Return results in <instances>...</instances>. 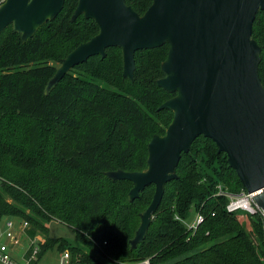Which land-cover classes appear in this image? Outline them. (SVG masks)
<instances>
[{
    "label": "trees",
    "instance_id": "obj_1",
    "mask_svg": "<svg viewBox=\"0 0 264 264\" xmlns=\"http://www.w3.org/2000/svg\"><path fill=\"white\" fill-rule=\"evenodd\" d=\"M77 1L64 0L26 42L11 25L0 33V215L26 221L31 238L42 235L40 257L56 247L72 264H264V216L243 219L225 209L217 186L234 194L244 188L226 154L203 136L181 153L145 238L130 247L154 185L129 201L132 183L105 172L144 170L149 140L172 119L158 107L174 93L156 83L168 44L135 52L133 81L122 76L121 49L108 47L105 57L75 65L44 94L61 59L98 32L83 14L70 20ZM125 2L141 15L152 0ZM252 38L264 86V10ZM192 210L204 215L193 232L183 223ZM51 220L69 226L75 243L50 237Z\"/></svg>",
    "mask_w": 264,
    "mask_h": 264
},
{
    "label": "water",
    "instance_id": "obj_2",
    "mask_svg": "<svg viewBox=\"0 0 264 264\" xmlns=\"http://www.w3.org/2000/svg\"><path fill=\"white\" fill-rule=\"evenodd\" d=\"M64 0H4L0 5V33L11 25L26 42L61 11ZM264 0H152L138 14L125 0H78L70 20L83 14L98 32L79 43L60 61L47 80L44 94L75 65L89 57H105L108 47L122 53V76L133 81L134 54L165 43L163 76L156 83L174 95L158 109L172 111L162 135L147 144L146 168L109 170L110 180L132 183L129 201L153 184L152 199L140 214L131 248L147 233L164 192L177 177L181 153H187L199 136L211 139L224 152L245 191L253 193L264 214V86L258 65L260 46L252 38L253 22Z\"/></svg>",
    "mask_w": 264,
    "mask_h": 264
},
{
    "label": "built area",
    "instance_id": "obj_3",
    "mask_svg": "<svg viewBox=\"0 0 264 264\" xmlns=\"http://www.w3.org/2000/svg\"><path fill=\"white\" fill-rule=\"evenodd\" d=\"M4 0H0V5ZM216 195H223L227 198V203L225 209L228 212H237L243 211L245 214L252 215L256 212H260L263 216L262 211L255 205L253 200V193H249L245 190H242L240 193H231L226 189H223L221 185L217 186ZM214 215V213H211ZM204 220V215L201 212H196L194 220L188 225H184L190 230L195 231L197 226L202 223ZM28 227V223L26 221L20 220L16 222L14 218L8 215H0V236H4L7 239H14L15 233L18 229L22 232ZM37 237V236H35ZM34 238L28 237L30 239L28 248L26 249L21 264H42L41 257L39 256L40 247L38 242H36ZM8 244L0 241V261L4 264H16L11 259L8 253ZM28 250V251H27ZM70 258L69 252L64 251L60 256L59 264H65ZM147 262V261H146ZM145 262V263H146ZM148 264V262L146 263Z\"/></svg>",
    "mask_w": 264,
    "mask_h": 264
},
{
    "label": "rangeland",
    "instance_id": "obj_4",
    "mask_svg": "<svg viewBox=\"0 0 264 264\" xmlns=\"http://www.w3.org/2000/svg\"><path fill=\"white\" fill-rule=\"evenodd\" d=\"M78 70H74L72 72V77H78ZM69 79V78H68ZM237 215L241 218L244 219L245 213L243 211H237ZM196 212L192 210L189 213V216L184 219L185 225H188L194 220ZM243 216V217H242ZM16 222H19V219H15ZM48 229H49V236L53 238H58L62 237L68 240L70 243L74 244L75 243V238H74V233L73 231L69 228V226L57 221V220H51L48 222ZM42 235H37L35 237L36 242L40 241L42 239ZM0 241L5 242L8 244V253L11 257V259L14 261L16 264H21L22 263V257L28 248L30 239L21 232L20 229H18L15 233V238L14 239H7L4 236H0ZM63 252H60L56 247L53 249H49L46 251L41 258V263L42 264H59L60 262V256ZM146 262V261H145ZM147 263V262H146ZM0 264H4L3 262L0 261ZM65 264H70L69 261H67Z\"/></svg>",
    "mask_w": 264,
    "mask_h": 264
},
{
    "label": "crops",
    "instance_id": "obj_5",
    "mask_svg": "<svg viewBox=\"0 0 264 264\" xmlns=\"http://www.w3.org/2000/svg\"><path fill=\"white\" fill-rule=\"evenodd\" d=\"M11 217V216H10ZM12 218H14V219H16V217H12ZM18 219V218H17ZM20 220V219H19ZM22 232V231H21ZM23 234H25L27 237H29L27 234H26V232L24 231L23 232ZM44 255V254H43ZM43 255L41 256V258L43 257ZM69 262H70V258H69V260H68ZM70 264H72L71 262H70Z\"/></svg>",
    "mask_w": 264,
    "mask_h": 264
}]
</instances>
